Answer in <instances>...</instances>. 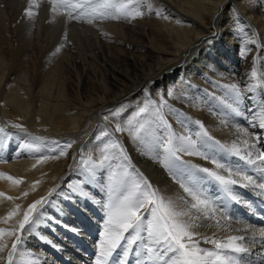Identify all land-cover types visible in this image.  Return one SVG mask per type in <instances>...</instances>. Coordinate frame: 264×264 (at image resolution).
Wrapping results in <instances>:
<instances>
[{
  "label": "bare ground",
  "instance_id": "6f19581e",
  "mask_svg": "<svg viewBox=\"0 0 264 264\" xmlns=\"http://www.w3.org/2000/svg\"><path fill=\"white\" fill-rule=\"evenodd\" d=\"M183 1L138 0L144 13L140 17L88 24L64 16L53 19L47 0H41L34 19L24 13L28 0H0V128L4 130L0 132V173L23 180L16 186L0 178V193L13 198L0 196V218L20 206V214L7 225L0 220V228L16 226L30 204L48 197L49 203L37 216L54 208L63 218L69 217V212L83 211L92 217L94 227L103 230L105 205L122 190L118 187L116 193L110 192V175L121 161L113 159L111 166L106 162L103 168L89 169L102 159V149L112 137L162 195L190 200L150 158L162 155V150L150 151L127 132H115L117 123L125 125L149 99L159 104L163 95L176 110H164L172 130L197 139L198 146L202 139L201 151L210 157L182 154L186 172L199 180L217 209L214 219L209 212L208 219L197 221L201 226L194 230L201 234L197 237L200 247L215 250L203 241L205 236L221 241L242 236L239 243L248 247V252L264 254V230L229 217L223 219L225 214L214 197L221 185L187 167L198 165L227 175L211 163L215 159L241 174L232 177L238 183L247 182L241 177L248 175L257 185L263 184L256 179L264 162L249 164L227 149L246 138L240 134L243 129L251 147L241 144V155L251 151L255 159L264 152V128L258 126L264 113V87H253L258 81L251 76L255 67L259 80L264 81V0ZM232 84L238 86L239 98L227 87ZM169 90H174L173 97H167ZM228 103L238 105V113ZM117 110L119 114L113 116ZM196 121L204 125L211 139L196 137L201 131ZM103 132L110 135L102 136ZM20 140L23 142L17 145ZM68 143L72 147L64 148ZM61 150L66 155L61 156ZM45 157L48 159L37 163ZM234 188L230 186V190ZM41 233L38 224L26 229L19 251L31 253L27 259L38 264H59L34 248L38 246L35 235L46 239ZM90 246L98 256L99 248ZM247 253L225 254L241 258V264H252L245 259ZM253 264H264V259Z\"/></svg>",
  "mask_w": 264,
  "mask_h": 264
},
{
  "label": "snow or ice",
  "instance_id": "6c2138e0",
  "mask_svg": "<svg viewBox=\"0 0 264 264\" xmlns=\"http://www.w3.org/2000/svg\"><path fill=\"white\" fill-rule=\"evenodd\" d=\"M40 2L41 0H28L24 10L27 18L34 19L38 15L36 9L40 7ZM47 2L50 5L53 19L56 16H64L68 21H84L88 24L105 19H135L144 14L139 10L138 0H47ZM160 14L157 12V15ZM64 38L67 39V33ZM59 51L60 47L56 49V52ZM251 76L258 81L253 87H264V81L259 80L255 67L252 68ZM227 87L234 97H240L241 93L236 84ZM166 95L173 97L174 90H169ZM227 106L234 113H238V105L233 107V104L228 103ZM165 108L169 112L176 111L168 104V100L163 95L160 97L159 104L155 100L149 99L142 107L138 108L125 125L117 123L115 132H127L133 140L145 148H149L150 151L162 150V155L157 153L150 158L156 160L169 173L190 200H186L184 196L171 199L162 195L132 164L123 145L114 137L110 138L102 149V159L92 165L89 171L95 167L103 168L106 162L111 166L113 159L120 160L121 162L116 165L117 170L112 171L110 175L112 181L110 192L116 193L118 187L122 190L118 195L110 196L105 205L106 220L95 264H109V259L118 250H121L123 259H118L116 264H124L131 252H135V255L139 257L141 252L134 249L135 245H139L149 260L154 258L160 264H241V258L225 253H247L249 248L239 243L244 239L242 236H228L225 241L205 236L202 237L203 241L212 244L215 250L200 247L197 237H200L201 234L194 230L201 226L197 221L201 217L208 219L209 212L213 213L212 218L214 219L217 209L213 207L212 201L204 193L199 180L194 179L191 173L186 172L182 154L199 156L206 160L210 157L201 151V147L205 143L202 139L198 146L197 139H193L189 135H178L172 130V125L165 116ZM118 114L119 110L112 113L113 116ZM195 123L201 129L195 134L196 137H208L204 125L200 121ZM258 126L264 128V113L259 117ZM160 129L163 132L158 134ZM3 131L0 128V132ZM240 134L246 137L241 142L242 146L250 148L246 130L241 129ZM101 135L109 136L110 134L103 132ZM241 144L233 143L227 150L241 156V159H245L249 164H255L257 160L264 162V152L256 155L255 159L252 158L251 151L241 155ZM71 147V143L64 145V148ZM60 155H66V152L61 150ZM47 159L48 157H45L44 160H39L37 163H43ZM211 163L215 165L216 169H222L227 175H222L209 168H201L198 165H188L187 167L195 168L206 174L207 177L218 182L226 192L230 191V186L239 182L232 177L241 174L227 168L215 159H212ZM35 166L33 165V167ZM0 178L10 181L16 186L23 183L22 179L14 178L6 173H0ZM241 178L248 184L256 183L251 176L242 175ZM258 187L264 188V184H260ZM51 194L50 191L49 196ZM23 195L27 196V193ZM0 196L8 200L13 199L4 193H0ZM48 203V197H41L27 207L16 226L0 228V253H5L0 255V261H3V264H38L36 260L27 259L31 253L19 251V245L22 243V233L26 229L30 231L39 223L37 213ZM195 213H200V215H195ZM19 214L20 206L16 205L0 220L7 225L13 217ZM40 216H43V213H40ZM223 219L227 220L228 217L223 216ZM216 225L219 226V220L216 221ZM152 245L158 247L154 248ZM136 264H142V262L138 259Z\"/></svg>",
  "mask_w": 264,
  "mask_h": 264
},
{
  "label": "rangeland",
  "instance_id": "374dc122",
  "mask_svg": "<svg viewBox=\"0 0 264 264\" xmlns=\"http://www.w3.org/2000/svg\"><path fill=\"white\" fill-rule=\"evenodd\" d=\"M179 1H181L182 4H183V2L184 3L186 2V1H183V0H179ZM4 139H5V136H3V140L2 141H4ZM22 142H23V140H20L19 143H17V145L21 144ZM14 145H16V142H15V144H13V147H14ZM11 151H13V150H11ZM11 151H9V152L11 153ZM54 209H52V211H51V209H47L49 211H46V214H44L43 216H38L39 217V221H40L38 223V226L41 229V232H42L41 235H43V237L46 238V239H43L42 237H38L36 235H35V238L37 239L38 244H39V242L40 243L42 242V244H43V242L46 243V244H51L52 243L51 245L56 246V249L59 252H62L60 249H62V250L68 249L69 251L64 253V255L66 256V254H67L69 257H72V259H74L75 258V256H74L75 253H74L73 249L75 250L77 248V246L71 244V242H70L71 240L68 239V236H69V232L70 231H77L78 225L80 224L79 221H77V218L80 216V214H82V211L78 212L76 210L77 214L79 216H77V214H75V213H71V212L67 213L70 216H72V217H70L68 215L69 217H66V215H65L64 218L66 220H70L69 222H67L66 220H64L63 215H61L62 217L59 216L60 214L59 215L56 214V209L55 210ZM84 215H86L85 216L86 219L89 218L90 220L88 219V221H86L87 223L81 225L82 227H81L80 230L83 232V235L86 236V237L89 236L86 233L87 229L94 230V232H96L98 230L100 238H101V233L103 231L102 228H98L97 226L94 227L93 226L92 217L89 214H87V213L84 214ZM96 239H93V236L91 235L90 238H84L83 243L85 242V243H87L89 245H91V243H92V245L94 246V245H96ZM48 241H52V242L48 243ZM60 241H62V242H60ZM98 242L99 241H97V245H98ZM42 244L38 245V246H36L34 248H36L39 251H41L42 253H44L45 256L46 255L51 256L52 259H54L56 261V259H55V257L53 255H51L49 252L47 253L46 248ZM69 261H72L71 258H69ZM75 261H77L80 264L82 263V261L81 260L79 261L78 259L75 260ZM56 262H58V261H56Z\"/></svg>",
  "mask_w": 264,
  "mask_h": 264
}]
</instances>
